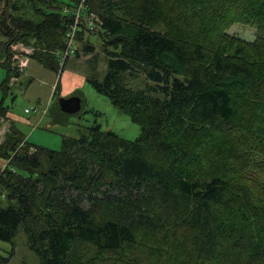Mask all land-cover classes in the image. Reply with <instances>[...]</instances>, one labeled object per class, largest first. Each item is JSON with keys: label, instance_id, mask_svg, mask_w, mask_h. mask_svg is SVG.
<instances>
[{"label": "trees", "instance_id": "1", "mask_svg": "<svg viewBox=\"0 0 264 264\" xmlns=\"http://www.w3.org/2000/svg\"><path fill=\"white\" fill-rule=\"evenodd\" d=\"M3 1L4 99L20 74L16 45L59 71L74 20L64 9L79 0ZM85 8L97 30L83 25L76 39L96 34L107 67L86 82L140 134L127 140L94 125L53 151L11 124L0 142V241L22 231L39 264H264V203L237 197L250 187L235 165L237 154L244 165L264 160V0H86ZM242 19L258 28L256 47L224 37ZM135 70L151 86H127ZM8 112L2 100L0 119ZM77 248L90 258L77 261Z\"/></svg>", "mask_w": 264, "mask_h": 264}, {"label": "rangeland", "instance_id": "2", "mask_svg": "<svg viewBox=\"0 0 264 264\" xmlns=\"http://www.w3.org/2000/svg\"><path fill=\"white\" fill-rule=\"evenodd\" d=\"M55 1L59 2L60 6H62L61 4H67V0ZM6 4L7 3H4V1L0 4V16L9 12V7ZM19 13L24 14L33 20H37L30 10L25 9ZM155 29L163 31V26L157 25L155 26ZM223 35L225 38L237 40L249 48V46L256 47L260 32L258 28L250 24L247 19H242L240 22L229 25L224 30ZM86 44L94 48V51L91 54L83 53L82 48ZM75 45L79 51L78 57L70 55L65 63V66H63L64 68H61L60 66L59 71L54 72L56 74V78H59L61 72L65 70L80 74L85 79L84 84L80 88L75 89L65 96L60 95V88L58 87L47 107V113L40 119L39 122L29 125L17 123L21 133L26 137L29 144L53 151L60 150L61 140L63 138L78 139L81 135L86 134L87 128L94 125H99L102 131L113 132L121 138L127 140L136 139L140 134L139 126L132 123L126 114L111 105V102L107 97L98 94L86 82L87 77H95L98 78V80H102L106 73V58L101 51L100 38L96 34H89L85 32L81 41L75 39ZM22 46L25 48L23 44ZM20 48V46L16 49L14 48V53L17 54L16 58H19L21 62H24V56H19L21 52L23 53ZM31 50L32 48L30 51ZM5 77L6 69L0 66V84L3 82ZM17 79L18 83L12 87L10 90L11 93L4 96V99L0 88V103L3 100V105L9 107V112L11 114L27 119L32 116V112L34 111L30 114H25L24 110L30 109L31 107L37 108L39 104L37 102L32 103L23 97L18 90L20 85L25 87L26 84L30 82V78L27 76L25 67L21 69ZM10 82L15 83V80L11 79ZM124 82L127 86L133 89H143L147 84L151 86V83L147 81L141 70H135L132 73H127L125 75ZM9 85H11V83ZM73 96H79V98L82 99V108L76 114L65 115L59 108L58 99ZM251 102L256 103L255 106L261 105V100H259V98L251 100ZM63 121L64 123H62ZM256 126L257 124L252 121V127ZM6 131V129H1L0 124V142ZM243 161L247 163V165L243 164L242 157L237 154L235 160L237 174L240 178H243L248 182L247 185H249L250 190H247V196L242 194L237 197L242 199L244 205L247 204L246 200L250 201V205L252 204V201L264 203V160L261 156H258L254 160L250 158H243ZM4 163L5 161H0V165H4ZM3 205H5V200ZM75 256L76 260H81V262L90 258V254H88V252H84V250L82 252L79 248H77ZM5 259L6 261L2 262V264H39L37 256L26 245V239L22 231H19L17 236L14 238L13 243L0 241V262Z\"/></svg>", "mask_w": 264, "mask_h": 264}, {"label": "crops", "instance_id": "3", "mask_svg": "<svg viewBox=\"0 0 264 264\" xmlns=\"http://www.w3.org/2000/svg\"><path fill=\"white\" fill-rule=\"evenodd\" d=\"M20 55L24 56L22 54H19V56ZM16 57L17 54H15V56L13 57L14 65H16L20 69V71L23 67H25L27 76L28 78H30V82H28L25 87H23V85H20L18 87V90L23 95V97H25L32 103L37 102L39 105L37 106V108L31 107L30 109H28V112H25L26 109L24 110L25 114H30L32 111H34L32 112V116L27 119L18 117L8 112L5 119H2V121H0L1 129L3 130H8V127L11 124H13L18 130H20L17 123L22 125H29L39 122L40 119L47 113V107L52 100V97L54 96L55 90L58 87L60 88V95L65 96L75 89L80 88L85 82L84 77L80 74L69 72L66 70L61 72L59 78H56V74L54 71L44 67L42 64L38 63L34 59H31L30 57H23L24 60L27 58V65L21 67L19 66V63H21V61ZM13 80H15V83L10 82L11 87L15 86V84L18 83L17 78Z\"/></svg>", "mask_w": 264, "mask_h": 264}, {"label": "built area", "instance_id": "4", "mask_svg": "<svg viewBox=\"0 0 264 264\" xmlns=\"http://www.w3.org/2000/svg\"><path fill=\"white\" fill-rule=\"evenodd\" d=\"M113 1H117V0H113ZM85 2L86 0H79V3L77 4L78 6L76 5V7L71 11L67 8L64 9L65 13H72V15L74 16V20L73 23L70 25L68 32L65 35L66 50L63 53V55H61V61H60L61 66H63V61L66 58H69L70 55H73V53L76 50H78L77 46L75 45V39L77 33H79L82 30L81 27L84 25L85 28L90 32H94L97 30L99 19L94 14L84 13V10L86 9ZM19 46L21 47L20 50L23 51V53L21 52L20 54H23L25 57H29L32 54L33 49L30 51L31 48H27V47L23 48V46L20 44L16 45L15 49ZM26 59L24 60V62H21L19 66L21 67L26 66L27 65ZM28 111H29L28 109L25 110V112ZM5 166H6L5 163L4 165H0V169L3 170Z\"/></svg>", "mask_w": 264, "mask_h": 264}, {"label": "water", "instance_id": "5", "mask_svg": "<svg viewBox=\"0 0 264 264\" xmlns=\"http://www.w3.org/2000/svg\"><path fill=\"white\" fill-rule=\"evenodd\" d=\"M58 105L62 113L67 115H73L81 109V99L78 96L69 98H59Z\"/></svg>", "mask_w": 264, "mask_h": 264}, {"label": "bare ground", "instance_id": "6", "mask_svg": "<svg viewBox=\"0 0 264 264\" xmlns=\"http://www.w3.org/2000/svg\"><path fill=\"white\" fill-rule=\"evenodd\" d=\"M78 6V5H77ZM68 9V8H67ZM16 54V53H15ZM0 121H2V119H0Z\"/></svg>", "mask_w": 264, "mask_h": 264}]
</instances>
